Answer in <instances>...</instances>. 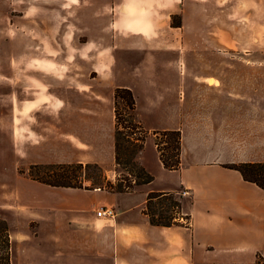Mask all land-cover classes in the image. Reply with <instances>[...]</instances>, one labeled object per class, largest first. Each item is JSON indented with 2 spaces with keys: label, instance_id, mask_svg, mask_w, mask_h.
Returning a JSON list of instances; mask_svg holds the SVG:
<instances>
[{
  "label": "crops",
  "instance_id": "crops-1",
  "mask_svg": "<svg viewBox=\"0 0 264 264\" xmlns=\"http://www.w3.org/2000/svg\"><path fill=\"white\" fill-rule=\"evenodd\" d=\"M168 1L125 0L104 20L99 1L82 8L93 7L90 16L44 23L47 30L54 28L43 31L45 36L87 43L60 64L65 78L59 75V88L52 87L50 78L37 90L42 101L40 110L26 113L35 121L29 134L39 137L38 145L69 144L76 155L87 147L76 137L77 131L99 127L109 109L114 158V92L128 88L135 98V118L149 133L137 162L163 180L125 193L63 188L29 197L31 206L24 210L35 227L20 240L24 258L34 264H257V255L264 264V190L225 167L264 162V104L261 114L255 99L234 94L232 47L217 45V41L263 40L264 24L235 28L220 20L203 21L195 16L198 8L183 5L176 10L180 21L175 28ZM262 4L244 0L237 9L244 13L252 7L263 13ZM174 31L181 40V56L200 57L204 52L220 59V70L203 77L193 70L185 76L184 70V76L174 81L166 60L171 47L165 42L173 39ZM106 40L112 43L101 42ZM89 41L101 46L96 64H86L91 57ZM126 54L137 61L122 78L117 71L121 63L128 64ZM243 66L248 69L250 64ZM196 85L204 86V93L196 91ZM176 91L179 108L173 112L170 103ZM167 130L181 132L176 170L163 167L155 144L154 133ZM21 137L20 146H38L30 141L27 146ZM57 161L86 163L73 158ZM179 189L186 192L181 212L189 216V223L152 225L144 214L148 194L173 193L181 198ZM101 206L114 208L115 215L97 216Z\"/></svg>",
  "mask_w": 264,
  "mask_h": 264
},
{
  "label": "rangeland",
  "instance_id": "rangeland-1",
  "mask_svg": "<svg viewBox=\"0 0 264 264\" xmlns=\"http://www.w3.org/2000/svg\"><path fill=\"white\" fill-rule=\"evenodd\" d=\"M99 1H101V20L110 18L112 11H117L119 6L124 5L125 2V0H0V220L4 221L8 227L11 242L10 264H34L33 260H29L28 257L24 258V247L20 240V237L25 235V232L26 234L33 233L35 227V222L30 221L26 213L27 210H24V207L31 206L30 202L32 201H30L29 197H34L39 191L43 193L45 191H56V189L71 188L54 187L34 180L30 174L31 166L41 165V167H44L45 165L75 164L79 162L57 160L64 158L82 159L80 162L98 164L107 181L116 184V179L119 178V183L123 186L126 185L125 181H122L123 174H126L125 170L120 166L114 165L113 119L109 109L101 117L99 127L95 126L97 128L94 130L86 127L81 129L82 131H77L78 135L76 137L86 144L87 147L76 152V155L69 144L38 145L39 137L32 135L33 133L29 134L31 133L30 130L34 129L31 127H33L32 123L35 121L28 119L26 115V113L30 112L32 114L40 110L42 98L40 99L39 94H36V92L42 86L47 85L48 82L46 83V81L48 79H53V88L60 87L59 75H63L60 72L62 70L60 64H65L67 59L78 48L87 43L85 40L74 41L56 39L50 37V35L45 36L43 31H54V28L48 27L47 30L44 23L71 20L76 16L78 18L84 15L90 16L93 12V7L83 10L82 8L89 4H96ZM243 1L169 0L168 2L171 3H169L171 5L170 10H174L170 21L173 27L176 28L180 21L176 10L183 5H192L199 9L195 16L203 21L207 19L220 20L235 28H243L244 23L248 26L256 22L264 24V12L257 13V10L252 7L247 12H238L237 8ZM251 1L258 5L263 3L262 9L264 11V0ZM172 34L173 37L171 38L173 39L165 42L171 47L166 60L170 66L174 81L184 76V70H187L185 76H188L189 70H193L194 74L201 77L211 75L212 72L220 70V59L214 60L206 57L204 52L201 53L200 57H194L189 53L181 56L178 53L181 40L178 39L176 31ZM98 42L89 41L87 46L89 51L87 53H90L91 57H89L90 60L88 62L86 61L88 65L90 63L96 64L97 55H99L98 49L101 48ZM101 42L112 43V41L107 40ZM203 42L208 44L206 41ZM217 45L219 49L227 45L232 47L233 69L231 71V81L234 94L255 99L262 114L264 104V39L217 41ZM126 55L129 60L128 64L121 63L120 69L118 68L117 71L122 78L129 74L130 70H133L131 68L136 64L133 61H137L135 56L132 58L130 54ZM125 58L127 59L126 56ZM245 62L250 64L248 69L243 66ZM121 68L126 70H121ZM35 77L40 81L34 82ZM61 78L64 79V75ZM196 86V91L198 92L204 93L203 90H206L204 86ZM141 98V102H143V97L141 96ZM119 106L123 108V100L119 101ZM178 108L179 95L176 91L171 97L170 109L174 112ZM143 120L145 121V119ZM24 135H26L27 139L24 138ZM20 137L27 146L29 141L31 143L36 142L38 146H20ZM236 154H234V157H240ZM38 170L39 168L32 169V174L35 175ZM84 174L87 175V170L84 171ZM151 175L154 177L152 182L155 184L163 180L161 175L157 177L152 173ZM130 180L133 185L135 178L130 176ZM104 183L105 180L101 179L100 184ZM82 185L83 188L72 189L84 191L99 189L88 178L82 181ZM136 188V186H133L129 191L132 192ZM179 191L181 192L180 189ZM95 195L93 199L98 202L99 200ZM183 196L181 192V198L176 197L175 199L180 201L183 199L181 203L185 202ZM182 205L180 208H182ZM100 208L112 209L115 215L114 208L107 206L99 207L96 214ZM150 210L156 213L162 211L171 217L178 216L180 222L186 225L189 223V220L186 219L188 215H183L179 207L171 206V201L164 196L155 198L150 205ZM262 261V256L257 255L256 263L260 264Z\"/></svg>",
  "mask_w": 264,
  "mask_h": 264
},
{
  "label": "trees",
  "instance_id": "trees-1",
  "mask_svg": "<svg viewBox=\"0 0 264 264\" xmlns=\"http://www.w3.org/2000/svg\"><path fill=\"white\" fill-rule=\"evenodd\" d=\"M123 100V108L119 106V101ZM123 110V112H121ZM135 98L128 88L119 87L114 92V160L115 165L122 167L126 174H123L122 185L120 179H116V184L107 181L105 175L97 164H57V165H33L30 169L31 177L41 183L54 187L83 188L82 181L87 179L95 183L97 188L108 192L123 193L130 192L133 186H140L151 183L154 177L147 172L138 162L137 155L143 149L148 132L135 118ZM155 144L159 152V158L163 167L167 170H176L180 166L181 153V132L180 130H167L154 133ZM240 173L243 180L256 185L264 190V162H240L225 165ZM39 170L32 174V169ZM87 170V175L84 171ZM134 177V183L130 180ZM101 179L105 180L100 184ZM166 197L171 201V206L175 205L181 209V201L176 200L173 193H149L144 214L149 217L152 225L169 227L172 225L184 224L179 217L169 216L161 212L150 210V205L155 198ZM180 213V211H179ZM181 216V214H179ZM189 220V216H186ZM178 220V221H177ZM10 236L8 227L4 221L0 220V264H10Z\"/></svg>",
  "mask_w": 264,
  "mask_h": 264
},
{
  "label": "built area",
  "instance_id": "built-area-1",
  "mask_svg": "<svg viewBox=\"0 0 264 264\" xmlns=\"http://www.w3.org/2000/svg\"><path fill=\"white\" fill-rule=\"evenodd\" d=\"M186 194V192L185 191H183L182 192V195H185ZM97 215L98 216H104V217H112L113 215H114V212H113V210L112 209H99L98 210V212H97Z\"/></svg>",
  "mask_w": 264,
  "mask_h": 264
}]
</instances>
